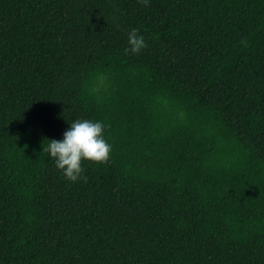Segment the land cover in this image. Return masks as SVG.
Returning <instances> with one entry per match:
<instances>
[{
    "label": "trees",
    "instance_id": "trees-1",
    "mask_svg": "<svg viewBox=\"0 0 264 264\" xmlns=\"http://www.w3.org/2000/svg\"><path fill=\"white\" fill-rule=\"evenodd\" d=\"M0 264H264V0H0Z\"/></svg>",
    "mask_w": 264,
    "mask_h": 264
},
{
    "label": "clouds",
    "instance_id": "clouds-1",
    "mask_svg": "<svg viewBox=\"0 0 264 264\" xmlns=\"http://www.w3.org/2000/svg\"><path fill=\"white\" fill-rule=\"evenodd\" d=\"M147 3V0H143ZM129 47L125 51L137 54L146 47L145 37L139 29L132 28L128 34ZM105 126L101 121L78 119L70 123L63 133L62 139L48 138L43 150L51 158L55 166L62 171L65 180L77 182L86 180L83 160L95 163H106L109 160L111 145L104 136Z\"/></svg>",
    "mask_w": 264,
    "mask_h": 264
}]
</instances>
